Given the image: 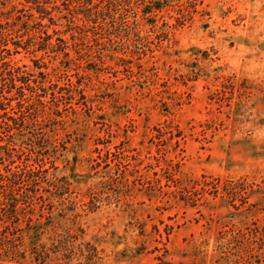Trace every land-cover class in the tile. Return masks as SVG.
I'll use <instances>...</instances> for the list:
<instances>
[{
    "label": "rangeland",
    "instance_id": "374dc122",
    "mask_svg": "<svg viewBox=\"0 0 264 264\" xmlns=\"http://www.w3.org/2000/svg\"><path fill=\"white\" fill-rule=\"evenodd\" d=\"M128 1L94 23L82 0L0 1L12 61L60 94L22 155L44 232L0 264H264V0Z\"/></svg>",
    "mask_w": 264,
    "mask_h": 264
},
{
    "label": "trees",
    "instance_id": "16d2710c",
    "mask_svg": "<svg viewBox=\"0 0 264 264\" xmlns=\"http://www.w3.org/2000/svg\"><path fill=\"white\" fill-rule=\"evenodd\" d=\"M107 1L108 3L104 4L102 0H82L78 11L94 23L102 11H117L121 2L130 4L128 0ZM163 2L164 0H150L149 9L141 8V12L146 14L154 10L160 11L167 4ZM2 15L0 10V252L10 247L7 243L11 245L9 238L14 236H24L27 246L33 249L44 232L42 223L32 221V217L21 218L25 205L31 207L32 211V205L43 198L37 181L44 179V176L38 174L42 170L40 165L32 166L29 158L24 159L22 155L36 156L34 159L38 164L39 157L43 155L40 124L43 122L42 114L45 109L35 111L34 104L45 107L47 103L54 102L56 110L60 108L57 101H54L60 94H52L54 96L48 99L45 92L37 93L35 88L40 85V81L31 79L29 72L12 61L11 56L21 47V39H12V46L8 45L10 33L6 25L10 24L7 21L5 25L1 23ZM30 16L28 20L32 19L31 21L37 23L31 14ZM23 22L25 25L22 28L26 31L30 24L28 21ZM38 24L43 25L42 22ZM55 112L59 114V111ZM27 137L33 138L29 139L33 142L32 146L28 145L31 148L26 145ZM12 246L15 247L13 244Z\"/></svg>",
    "mask_w": 264,
    "mask_h": 264
}]
</instances>
